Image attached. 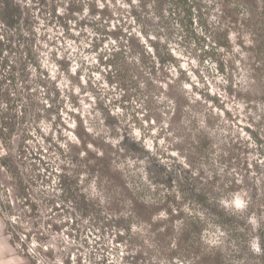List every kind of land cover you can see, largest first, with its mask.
I'll return each instance as SVG.
<instances>
[{"label":"rangeland","instance_id":"374dc122","mask_svg":"<svg viewBox=\"0 0 264 264\" xmlns=\"http://www.w3.org/2000/svg\"><path fill=\"white\" fill-rule=\"evenodd\" d=\"M23 1L29 5L30 19L19 21L21 24L14 26L20 31V36L12 35L11 40L0 38V68L3 74L11 70L15 75L19 91L16 107L17 111L23 110L24 115L14 127L8 143L0 144L12 149L10 157L18 174L15 181L17 198L23 200L19 208L23 210V218L35 221L33 227L39 228L41 240L63 233L69 240H76L78 245H82L79 251L83 252L89 246L100 244V240L92 244L97 236L108 237L109 245L120 252L122 264H148V258L137 240L125 242L122 218L102 223L89 221V227L82 221L87 219L90 207L78 210L65 208L64 203L76 196V182L66 174L63 165L60 168L50 166L51 154L62 151L56 140L63 143V139L67 138L65 133L75 135L81 125H85L86 130V117L90 112L86 106L96 100L93 93L97 76L102 78L99 83L107 85L111 94L124 93L116 95V100L121 102L117 106L129 103L125 88L134 87L135 80L144 75L139 67L128 63V58L137 52L141 53V66L148 68V77L170 76V70L179 65L186 82L190 83L191 77L197 76L207 85V96L214 98L209 99L207 104L212 106L213 116L220 115L215 123L209 124L206 138L193 146L197 162L215 170L239 169L240 173L250 178L249 182L255 181L264 172L261 167L264 164V135L250 120L245 122L226 105L220 108L213 106L221 100V95L213 86V76L217 73L223 75L235 68L227 50L221 52L224 44L220 34L225 24L234 23V0H133L132 7L127 6L126 0H79L81 6L76 5L78 13L71 15L76 22L69 21L66 27L60 26L64 22L57 20L52 13L62 16L65 9L72 7V0ZM214 16L216 20L212 19ZM14 27L10 32L14 33ZM117 48L121 49L120 54L113 53ZM145 48L150 50L149 54ZM206 54L218 55L219 60ZM261 56H264V44L253 53L256 69L261 67L256 57ZM198 57L209 61L200 70V75L190 68L186 69L189 63H202ZM159 83L163 84V80ZM195 94L201 101L204 100L199 91ZM112 102L111 96L105 101ZM103 107V104L97 103L98 110ZM53 118V128H59V131L45 135V125ZM221 120L225 121L223 127L230 136L225 143H219L218 133L213 131L215 124ZM228 129L231 131L228 132ZM168 155L171 156V152ZM26 165L30 167L31 179L22 175ZM189 167L178 165V169L184 168L183 173H171L163 165L159 166L163 171L157 169L158 179L167 187L170 196L167 204L171 215L181 217L178 253L192 259L194 264H264V227H252L251 216L243 220L225 217L215 211H203L201 204L207 203L210 197L206 191H200L204 181L201 179L197 184ZM240 173H237L236 181L240 180ZM178 177L182 178L184 195L189 197L192 205L187 212L185 205L180 203L182 197L176 187ZM214 179L219 181L220 177ZM56 181L64 189L60 193L64 203L55 197L43 196L50 186H56ZM262 190L264 184L256 185L258 197ZM139 191L146 198L155 195L149 188ZM13 203L9 201L4 206L0 202V207L10 208ZM137 207L141 213L145 211L142 205ZM254 211L264 216V200H257ZM176 223L172 221L173 229ZM69 225L71 230L65 231ZM28 238L35 243L40 242L34 237ZM257 248L261 251L257 252ZM72 253L65 264H72L73 260L77 264H85L83 256L75 255V247ZM192 253L195 255H190Z\"/></svg>","mask_w":264,"mask_h":264},{"label":"clouds","instance_id":"9594fccd","mask_svg":"<svg viewBox=\"0 0 264 264\" xmlns=\"http://www.w3.org/2000/svg\"><path fill=\"white\" fill-rule=\"evenodd\" d=\"M232 6L235 9L232 13L234 23L225 24L220 34L224 44L221 52L227 50L235 68L223 75L217 73L213 76V86L221 95V100L213 106L220 108L226 105L245 122L250 120L264 135V56L256 57L260 60L259 69L255 68L253 58V53L264 44V0H234ZM212 19L216 20V17ZM217 31L220 32L219 29ZM206 55L219 60L218 55ZM198 60L202 63H189L186 69L190 68L200 75V70L209 61L203 57H198ZM128 63L135 64L144 74L135 80L134 87L125 88L129 103L117 106L121 102L116 100V95L124 93L111 94L107 85L99 83L102 78L97 76L93 93L96 100L86 106L90 109L86 130L85 125H81L75 135L65 133L67 138L63 139V143L56 140L62 151L51 154L50 166L60 168L63 165L66 174L76 182L74 192L77 197L82 194L90 206L88 217L82 224L91 227L89 221L102 223L122 218L125 242L137 240L148 258V264H194L192 259L178 253L181 217L171 215L167 204L170 196L157 173V169L163 171L160 165L171 173H183L184 168L178 169V165H190L189 171L196 183L200 184L201 179L204 181L200 191H206L210 197L207 203L201 204L203 211H215L225 217L243 220L251 216L252 227H264V216L254 211L257 200H264V190L259 197L256 192V185L264 184V172L255 181L249 182L250 178L240 173L239 169L215 170L195 159L193 146L206 138L209 124L215 123L220 115L213 116L212 106L207 104L209 99H214L207 96V85L197 76H192L190 83L186 82L179 65L170 70V76L148 77V68L141 66L139 52L130 56ZM160 80L163 84L159 83ZM76 90L80 91L79 88ZM197 91L204 97L203 101L196 96ZM110 96L113 102L105 103ZM97 103L104 107L98 110ZM54 122L55 118L45 125V135L59 131V128H53ZM224 124L225 121L221 120L213 129L218 133L219 143H225L230 138ZM73 127L76 125L73 124ZM11 153V148L0 144V157ZM261 167L264 169V164ZM237 173H240L239 181L235 180ZM22 175L25 179L32 178L29 166L22 169ZM217 176L219 181L214 179ZM176 187L180 189V203L185 205L187 212L192 205L189 197L184 195L181 177H178ZM141 188L152 189L155 195L146 198L140 194ZM63 192L59 181H56V186H50L43 196L55 197L64 203L60 198ZM65 199H68L67 196ZM9 201H14L10 208L0 207V264H65L74 247L75 255L83 256L85 264H104L105 260L107 264H122L120 252L109 245L108 237L97 236L92 244H96V240H100V244L89 246L83 252L79 251L82 245H78L76 240H69L63 233L41 240L39 228L33 227L35 221L23 218V210L19 208L23 200L17 198L15 177L0 165V202L7 206ZM74 205L75 201L71 199L64 203L65 208L70 210L74 209ZM137 205H142L145 211L141 213ZM173 220L177 222L175 229ZM184 220L186 222L187 217ZM70 230L69 225L65 231ZM48 234L51 235V232ZM29 236L40 242L35 243ZM72 264H77L76 260Z\"/></svg>","mask_w":264,"mask_h":264},{"label":"trees","instance_id":"16d2710c","mask_svg":"<svg viewBox=\"0 0 264 264\" xmlns=\"http://www.w3.org/2000/svg\"><path fill=\"white\" fill-rule=\"evenodd\" d=\"M175 1L179 2L180 0ZM126 3L127 6L132 7L135 1L126 0ZM76 5L81 6V1L72 0V7L65 9V14H62L63 18L62 16H58L55 13H52V15L54 14V17L57 20L60 19V21L64 22L61 23L60 26L66 27L69 21L76 22V18L71 17L72 14L78 13ZM29 14V5L25 4V1L23 0H0V28L2 30L0 38L11 40L12 35L20 36V31H18L17 27L14 26H19L24 20H26L27 22L30 19ZM22 16H24V19L22 18ZM19 21L21 22L19 23ZM12 27H14V33L10 32ZM131 36L132 35L130 34L129 37ZM146 40L151 41L149 39ZM117 49V51L113 52L114 54H120L121 49ZM145 50L146 53L149 54L148 52H150V50H148V48H145ZM16 80L17 79L15 78V75L11 70L10 72H8V74H3L1 73L0 68V142L4 144L8 143L10 135H13L12 133L14 131V127L16 126V124H18V121L22 119L24 115V111H17L16 107V103L17 101H19V91L17 90ZM0 165L6 167L9 172L15 177V181H17L16 177L18 176V174L10 155L0 157ZM73 201H75V210H78L80 207H83L84 209L90 207L89 204L85 201L82 194H80L79 197H77V195L73 197Z\"/></svg>","mask_w":264,"mask_h":264}]
</instances>
